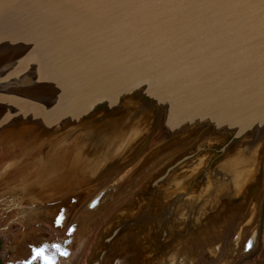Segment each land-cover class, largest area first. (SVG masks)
<instances>
[{
	"label": "water",
	"instance_id": "1",
	"mask_svg": "<svg viewBox=\"0 0 264 264\" xmlns=\"http://www.w3.org/2000/svg\"><path fill=\"white\" fill-rule=\"evenodd\" d=\"M207 114L219 128L109 216L87 264H186L187 231L198 241L235 210L223 198L240 194L238 208L260 178L236 234L251 223L264 190V0H0V169L25 168L39 207L85 192L153 128L93 207ZM217 205L223 215L198 216Z\"/></svg>",
	"mask_w": 264,
	"mask_h": 264
},
{
	"label": "rangeland",
	"instance_id": "2",
	"mask_svg": "<svg viewBox=\"0 0 264 264\" xmlns=\"http://www.w3.org/2000/svg\"><path fill=\"white\" fill-rule=\"evenodd\" d=\"M220 125L217 119L207 115L205 120L193 124L184 134L151 150L128 180L97 205L88 207V203L100 191L110 185L113 179L143 153L154 133L153 128H149L146 135L127 154L99 170L90 187L75 196L77 198L75 204L72 201L74 197L60 203L66 204L68 208L72 207L68 222L62 226L54 224L48 216V209L43 210L35 204L23 190L25 168L0 169V264H45V258L53 264H87L86 255L109 216L121 207L142 198L154 182L166 173L169 166L182 160ZM260 185L261 179L258 178L247 199L199 239L204 241V244L200 241L197 247L204 245L202 253L207 260L211 259L207 264H258L262 260L264 190L251 223L243 228L240 238L243 241L242 248L249 239L251 242L253 240V243L255 241V244L252 243V247L241 254L243 258L241 255H233L226 249L225 259L214 262V259H218L217 256L222 255L218 246L219 240L224 241L223 239L226 240L227 237L228 248L252 201L259 194ZM216 249L220 250L217 255ZM38 250H42L43 256L34 259ZM193 260L194 264L198 262L196 255ZM156 264L167 262L160 260ZM186 264H191V260Z\"/></svg>",
	"mask_w": 264,
	"mask_h": 264
},
{
	"label": "flooded vegetation",
	"instance_id": "3",
	"mask_svg": "<svg viewBox=\"0 0 264 264\" xmlns=\"http://www.w3.org/2000/svg\"><path fill=\"white\" fill-rule=\"evenodd\" d=\"M176 164V163H175ZM170 167V166H169ZM168 167V168H169ZM158 177H160V176H158ZM69 178H71V177H69ZM79 178V177H78ZM55 180V179H54ZM66 179H61L60 181H62V182H64ZM57 181V180H56ZM77 181H79V180H77ZM176 181V180H175ZM180 181V180H179ZM59 182V181H58ZM104 192H105V189L101 192V194L100 195H98L97 197H101V195H103L104 194ZM191 194V193H190ZM96 197V198H97ZM95 198V199H96ZM240 199H241V197H240V194H236V195H234V194H232V195H229V196H226V197H224L223 198V202H222V208H230V209H236L237 207H235V205H237L238 204V201H240ZM233 200V201H232ZM72 201H73V203L75 204L76 203V201H77V198L76 197H74L73 199H72ZM93 202H94V200H93ZM91 202V204H90V206L91 205H97L96 204V202ZM155 204V203H154ZM221 204V203H220ZM220 204H218V205H220ZM231 204H234V206H228V205H231ZM218 205L214 208V209H212V210H209V211H207V212H205L204 214H200V215H198V216H207V215H210L213 211V213H215L216 211H218L217 212V214L216 215H223V213H224V210H223V213L222 212H220V210H221V208L219 209V207H218ZM93 206V207H94ZM92 207V206H91ZM54 208V210H55V213H56V216L54 217V219L52 218V221L54 222V224H57V225H59V226H62V225H65L67 222H68V219H69V217H70V211L72 210V207H70V208H68L67 206H66V204H59L58 206H56V207H51V208H47L48 210L47 211H49V210H51V209H53ZM43 209V208H42ZM43 210H46V209H43ZM140 210H141V208H140ZM140 210H138V211H140ZM153 211H154V213H155V211H156V208H155V210L153 209ZM44 213H45V211H44ZM222 213V214H221ZM136 214V213H135ZM135 216V215H134ZM133 217V216H132ZM128 218H130V217H128ZM184 223V222H183ZM185 224V223H184ZM185 225H187V224H185ZM190 225V224H189ZM192 225V224H191ZM207 225V224H206ZM195 227V226H194ZM193 227V228H194ZM207 228V227H206ZM176 231V232H175ZM179 230L178 229H174L173 231H171V233H177ZM194 230H190V231H187V234H188V236H189V238L190 239H187L188 240V244L191 246V248H190V250H189V252L190 253H192V259H191V264H194V260H193V258H194V256L196 255V257H197V260H198V262H196L195 264H207V263H209L208 261H211V259H209V260H207L206 259V257H205V255L202 253V247H205L204 245L202 246V247H200V248H198L196 245H197V243L198 242H200V241H202V240H196V234L193 232ZM241 230H239L238 231V233L235 235V238H237V239H235V241H234V251L232 252V254L234 255H241V254H244L243 252H245V251H248L251 247H252V243H253V240H252V242L250 241V239L249 240H247V242L245 243V245H244V247L242 248V242L243 241H241V239H240V237H241ZM170 233V234H171ZM256 233V232H255ZM169 237H170V235H169ZM150 240V245L153 243L154 245H156V246H159V244H160V241L159 240H155L154 241V239H152V238H150L149 237V239H148V241ZM224 241H222V240H219L220 242H218L219 243V247H220V250L222 251V255L221 256H217L218 257V259H214V262H216L217 260L219 261V260H222V259H225V256H226V245H227V237H226V240L225 239H223ZM148 241H147V243H148ZM203 242V244H204V241H202ZM210 243V242H209ZM239 243V244H238ZM149 244V243H148ZM148 244H146V249L148 248ZM206 244V243H205ZM253 244H255V241H254V243ZM217 247V246H216ZM218 247V248H219ZM214 249H215V247H214ZM217 250V249H216ZM220 250H217L216 251V255L219 253V251ZM201 254H202V256L203 257H201ZM241 257H242V255H241ZM243 258V257H242ZM242 258H240V261H241V259ZM192 260H193V262H192ZM224 261H229V260H224Z\"/></svg>",
	"mask_w": 264,
	"mask_h": 264
},
{
	"label": "snow or ice",
	"instance_id": "4",
	"mask_svg": "<svg viewBox=\"0 0 264 264\" xmlns=\"http://www.w3.org/2000/svg\"><path fill=\"white\" fill-rule=\"evenodd\" d=\"M41 256H43V252H42V250H38V251L36 252V254H35L34 259H35L36 257H41ZM45 264H53V262L50 261V260H47V258H45Z\"/></svg>",
	"mask_w": 264,
	"mask_h": 264
},
{
	"label": "bare ground",
	"instance_id": "5",
	"mask_svg": "<svg viewBox=\"0 0 264 264\" xmlns=\"http://www.w3.org/2000/svg\"><path fill=\"white\" fill-rule=\"evenodd\" d=\"M207 115H210V114H207ZM219 123H221V122L219 121ZM47 213H48V216L51 217V219L52 218L54 219V217L56 216V213H55V210L54 209L53 210L52 209L49 210V212H47Z\"/></svg>",
	"mask_w": 264,
	"mask_h": 264
}]
</instances>
